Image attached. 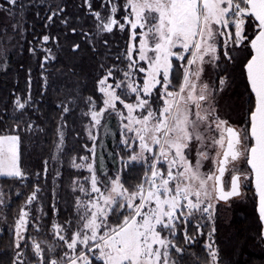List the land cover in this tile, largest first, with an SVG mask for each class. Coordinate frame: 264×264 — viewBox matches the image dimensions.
<instances>
[{
	"label": "snow or ice",
	"instance_id": "1",
	"mask_svg": "<svg viewBox=\"0 0 264 264\" xmlns=\"http://www.w3.org/2000/svg\"><path fill=\"white\" fill-rule=\"evenodd\" d=\"M13 63L0 264H232L235 199L264 243V0H0Z\"/></svg>",
	"mask_w": 264,
	"mask_h": 264
},
{
	"label": "trees",
	"instance_id": "2",
	"mask_svg": "<svg viewBox=\"0 0 264 264\" xmlns=\"http://www.w3.org/2000/svg\"><path fill=\"white\" fill-rule=\"evenodd\" d=\"M20 62L25 64V68L32 64L35 69L33 76L37 80L34 88H38V66L34 61H29L27 57H24ZM17 74L23 82L24 71L18 73V64L13 63L7 76L0 74V86L14 82ZM217 228L220 247L231 258L232 264H264V243L257 238L258 228L252 203L251 205L246 204L244 208L235 209L229 218H225L220 213Z\"/></svg>",
	"mask_w": 264,
	"mask_h": 264
},
{
	"label": "rangeland",
	"instance_id": "3",
	"mask_svg": "<svg viewBox=\"0 0 264 264\" xmlns=\"http://www.w3.org/2000/svg\"><path fill=\"white\" fill-rule=\"evenodd\" d=\"M247 205H251L250 201H245V200H241V199H235L234 203L229 206V207H224L223 205L221 206V211L220 213L222 215L225 216V218H229L230 216H232V211H234L235 209H241L244 208Z\"/></svg>",
	"mask_w": 264,
	"mask_h": 264
}]
</instances>
